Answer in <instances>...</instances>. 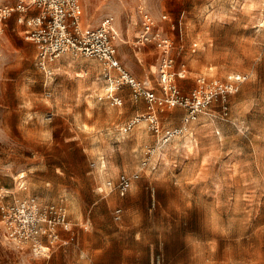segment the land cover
<instances>
[{"label": "rangeland", "instance_id": "374dc122", "mask_svg": "<svg viewBox=\"0 0 264 264\" xmlns=\"http://www.w3.org/2000/svg\"><path fill=\"white\" fill-rule=\"evenodd\" d=\"M81 2L89 28L113 17L129 40L117 42V58L137 79L157 69L155 50L141 65L130 42L129 15L141 2L174 39L181 90L198 75L246 80L226 110L215 102L183 134L160 142L145 122L126 128L145 110L127 86L117 92L120 105L99 99L97 60L65 55L48 75L36 66V45L7 20L0 33V189L9 198L63 205L72 226L84 227L44 258L11 247L0 223V264H264V0ZM182 113L167 111L164 127L181 125ZM121 173L138 174L124 195L106 184ZM115 207L123 210L119 222Z\"/></svg>", "mask_w": 264, "mask_h": 264}, {"label": "built area", "instance_id": "2783aa9c", "mask_svg": "<svg viewBox=\"0 0 264 264\" xmlns=\"http://www.w3.org/2000/svg\"><path fill=\"white\" fill-rule=\"evenodd\" d=\"M13 14L17 15L18 23L25 25L23 38L37 47L35 63L41 71L52 75L49 64L65 55L97 60L101 65L105 91L99 99L105 98L113 105H120L122 98L117 92L127 86L135 101L144 102L145 110L130 119L126 128L144 121L160 142L183 134L198 114L215 102L226 110L228 98L237 93L246 80L245 75L239 73L226 79L198 75L189 91L181 90L175 74L174 39L141 2L135 8L138 30L132 45L137 50L147 45L154 46L156 88L131 75L117 58L119 35L112 16L103 18L95 28H84L80 0H15L12 4L0 5V33ZM164 19L166 16L162 15L161 22ZM182 76H185L184 72ZM174 107L184 109L181 125L164 127L159 120L160 115ZM137 178V173H121L115 180H107L106 184L110 190L115 189L124 195ZM122 215L121 207L112 210L115 222L121 221ZM0 223L3 238L11 247L44 258H49L57 247L65 243L61 232L72 229L63 205L43 203L30 195L9 198L8 193L1 189ZM155 263L159 264V260L156 259Z\"/></svg>", "mask_w": 264, "mask_h": 264}, {"label": "crops", "instance_id": "0c3cea01", "mask_svg": "<svg viewBox=\"0 0 264 264\" xmlns=\"http://www.w3.org/2000/svg\"><path fill=\"white\" fill-rule=\"evenodd\" d=\"M80 2H81V0H80ZM13 3V2H12ZM12 3H7V4H12ZM0 5H6V4H0ZM17 15L16 14H13L8 20H10V21H12L13 20V24H11V29H12V31H17V33H19V34H21L22 35V30L25 28V25L24 24H22V23H18L17 22ZM81 22H82V26L84 27V28H89L86 24H85V22L83 21V16H82V2H81ZM128 26H129V28H128V30H132V31H135V35H134V37L136 36V34H137V30H138V24H137V18H136V15H135V10H134V13L132 12L130 15H129V21H128ZM114 28L117 30V32H118V35H119V40L121 41V42H123V43H128L129 42V40H122L121 39V33H120V31H119V29H118V27H117V25H116V23H115V21H114ZM23 36V35H22ZM130 42H132V41H130ZM152 49H154V46L153 45H147V46H145V47H143V48H140V50H137V51H135V53H136V58H137V61H138V63H140L141 65H144L145 63H147V56H148V54L150 53L149 51H151ZM155 50V49H154ZM155 56H156V50H155ZM120 60V59H119ZM142 60H143V62H142ZM144 63V64H143ZM151 74H156V70H146V72H144L141 76H140V79L139 80H141V81H146V84H147V86H150V87H154V88H156V86H157V77L155 76V77H153V75H151ZM122 92H123V90H122ZM127 92H128V90H127ZM144 103V102H143ZM144 106H145V104H144ZM142 112H144V110H142L141 112H138V113H136L135 115H138V114H140V113H142ZM166 113V112H165ZM165 113H163V114H161L160 115V122H161V124L164 126V124H163V121H164V115H165ZM134 115V116H135ZM182 115H183V113H182ZM133 116V117H134ZM132 117V118H133ZM173 117H175V115L173 116ZM182 118V117H181ZM142 122H144V121H142ZM78 226H80V227H77V228H75V227H73L72 226V229L70 230V231H62L61 232V236H62V238L65 240V243L62 245L63 247H65V246H67L74 238H75V236H77V234H78V232H79V230H80V228H83L84 227V224H80V225H78ZM85 226H87V225H85Z\"/></svg>", "mask_w": 264, "mask_h": 264}]
</instances>
